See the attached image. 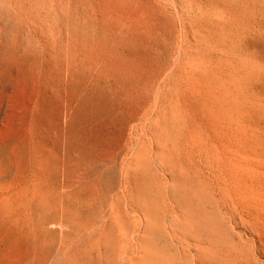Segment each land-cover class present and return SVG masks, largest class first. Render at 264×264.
<instances>
[{"label": "rangeland", "instance_id": "rangeland-1", "mask_svg": "<svg viewBox=\"0 0 264 264\" xmlns=\"http://www.w3.org/2000/svg\"><path fill=\"white\" fill-rule=\"evenodd\" d=\"M0 264H264V0H0Z\"/></svg>", "mask_w": 264, "mask_h": 264}, {"label": "bare ground", "instance_id": "bare-ground-1", "mask_svg": "<svg viewBox=\"0 0 264 264\" xmlns=\"http://www.w3.org/2000/svg\"><path fill=\"white\" fill-rule=\"evenodd\" d=\"M232 125V124H231ZM220 126V125H219ZM230 126V125H229ZM245 129V128H244ZM204 139V138H203ZM239 139V138H238ZM243 153V152H242ZM241 153V154H242ZM222 159V158H221ZM232 163V162H231ZM248 171H250V170H248ZM230 172V171H229ZM251 172H252V170H251ZM222 175H223V173H222ZM229 176V175H228ZM241 177V176H240ZM248 177V176H247ZM237 178V177H236ZM259 178V177H258ZM222 179V178H221ZM247 179V178H246ZM252 180H254V179H252ZM256 180H257V178H256ZM260 182H262V181H260ZM248 183V182H247ZM253 183V182H252ZM233 184V183H232ZM255 184V183H254ZM229 186V185H228ZM249 186V185H248ZM247 187V186H246ZM251 187V186H250ZM254 187V186H253ZM256 188H258V187H256ZM243 189V192H247L248 191V189H249V192L251 191V193L253 194L256 190H258V189H261V188H258V189H256V190H254V189H252V188H242ZM241 191V190H240ZM261 194V193H260ZM263 195V194H262ZM250 196V195H249ZM248 196V197H249ZM261 196V195H260ZM241 198V197H240ZM257 198L258 197H256L255 199L257 200ZM244 199V198H243ZM247 198H246V196H245V200H246ZM254 199V198H253ZM260 201V200H259ZM250 204V203H249ZM261 204V203H260ZM259 204V205H260ZM246 224V223H245ZM235 227V226H234ZM233 232V231H232Z\"/></svg>", "mask_w": 264, "mask_h": 264}]
</instances>
